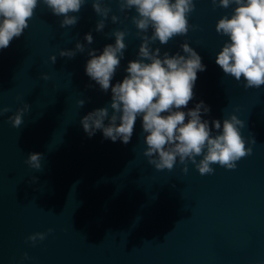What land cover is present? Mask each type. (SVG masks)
Returning a JSON list of instances; mask_svg holds the SVG:
<instances>
[{
    "label": "water",
    "instance_id": "obj_1",
    "mask_svg": "<svg viewBox=\"0 0 264 264\" xmlns=\"http://www.w3.org/2000/svg\"><path fill=\"white\" fill-rule=\"evenodd\" d=\"M195 4L188 20L197 29L152 47L183 55L180 45L187 42L202 57L206 71L197 74L188 109L203 100L211 109L203 119L222 123L236 115L252 154L234 170L214 164L213 174L201 176L190 162L187 173L179 162L171 171L149 165L140 118L127 145L104 139L100 131L89 138L80 120L108 106L111 91H100L85 74L87 51L102 52L115 43L112 32H128L124 59L110 83L122 81L142 42L132 23L137 14L121 13L118 0H105L111 12L97 33L101 17L92 0L72 14L78 23L63 29V17L40 3L24 34L0 51V107L11 109L0 116V264H264V85L245 90L243 77L237 82L215 63L229 42L216 24L231 18L235 5ZM112 15L122 23L112 24ZM90 31L94 43L84 53L59 57L61 50L86 43ZM25 104L30 107L23 124L13 128L8 117ZM30 153L42 154L41 171L25 163ZM50 228L43 241L28 242Z\"/></svg>",
    "mask_w": 264,
    "mask_h": 264
},
{
    "label": "clouds",
    "instance_id": "obj_2",
    "mask_svg": "<svg viewBox=\"0 0 264 264\" xmlns=\"http://www.w3.org/2000/svg\"><path fill=\"white\" fill-rule=\"evenodd\" d=\"M88 0H0V51L7 49L13 39H19L28 29L34 10L40 3L45 5L56 17H63L60 28H68L78 23L76 15ZM105 0H92V9L101 17L96 23L95 32L105 28L111 9L104 6ZM121 13L134 9L136 14L132 23L137 29L139 45L137 58L129 61L122 81L111 85L120 68L124 52L127 50L126 31L116 30L115 43L104 46L102 52L88 49L89 59L85 65V74L99 86V90L111 91V103L95 109L81 120L83 131L89 138L97 131L103 138L113 143L118 140L130 143L134 125L141 119L144 143L147 146L143 155L149 165L157 171H171L179 162L195 165L201 176L213 174L211 165L234 170L242 158L250 156L252 149L245 147L241 129L245 127L236 115L228 119L207 120L211 109L203 100L188 109L190 101L195 99L194 88L198 73L206 71L202 57L187 42L180 45L183 53L170 55L161 49H153L157 41L160 45L177 36H186L198 26L190 25L188 18L196 9L195 0H118ZM213 7L229 8L235 5L231 18L227 15L219 19L216 32L227 36L215 63L225 75L232 76L237 82L243 77L245 90L259 89L264 85V0H211ZM125 20L128 16L125 15ZM112 24L122 23L116 15L111 16ZM151 29V35H147ZM106 36L108 34H105ZM86 43L77 42L74 49L61 50L59 57L73 59L78 53H84L86 46L94 43L92 32L83 37ZM54 65L57 56L49 58ZM48 80L47 75L41 77ZM85 100H79L82 108ZM29 105L17 109L15 115L8 117L13 128H20L23 116ZM109 109H111V114ZM187 109V111L183 110ZM11 111L0 107V116ZM107 120V124L105 121ZM187 120V122H185ZM215 130L217 135H213ZM255 143V141H251ZM203 157L197 163V157ZM40 153H30L25 163L29 168L41 171ZM53 229L46 233H35L27 240L35 246L43 241ZM24 259H28L25 253Z\"/></svg>",
    "mask_w": 264,
    "mask_h": 264
}]
</instances>
